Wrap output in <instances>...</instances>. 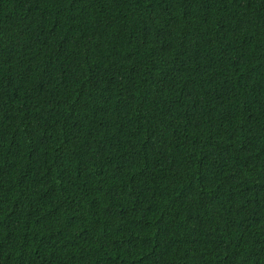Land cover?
I'll use <instances>...</instances> for the list:
<instances>
[{
    "label": "trees",
    "instance_id": "16d2710c",
    "mask_svg": "<svg viewBox=\"0 0 264 264\" xmlns=\"http://www.w3.org/2000/svg\"><path fill=\"white\" fill-rule=\"evenodd\" d=\"M0 264H264V0H0Z\"/></svg>",
    "mask_w": 264,
    "mask_h": 264
}]
</instances>
